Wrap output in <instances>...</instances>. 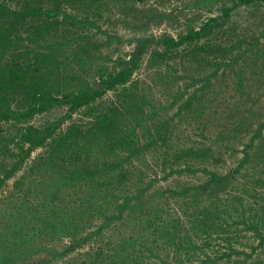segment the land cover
I'll return each instance as SVG.
<instances>
[{
	"label": "trees",
	"instance_id": "1",
	"mask_svg": "<svg viewBox=\"0 0 264 264\" xmlns=\"http://www.w3.org/2000/svg\"><path fill=\"white\" fill-rule=\"evenodd\" d=\"M72 1L0 0V190L17 189L0 205L16 210L0 218V264H264V27L207 41L256 0H216L220 16L142 36L92 75L100 7L78 0L76 17ZM152 44L166 105L133 79ZM81 108L87 120L64 128Z\"/></svg>",
	"mask_w": 264,
	"mask_h": 264
},
{
	"label": "rangeland",
	"instance_id": "2",
	"mask_svg": "<svg viewBox=\"0 0 264 264\" xmlns=\"http://www.w3.org/2000/svg\"><path fill=\"white\" fill-rule=\"evenodd\" d=\"M202 2V0H95L92 4H96L100 7V11L97 16L89 18L88 29H90L91 37L95 40L94 48L99 59L90 63L89 67H85L84 72L88 75H92L95 72V66L98 63H102L104 66L116 67L118 56H121L123 60H128L129 54L134 50L137 39L142 36H154L157 38L163 34H168L174 37H178L187 32L190 27L198 29L203 22L210 17L220 16L219 6L220 3L216 0L208 3ZM87 6V5H86ZM86 6L79 5L78 0H73L71 5L66 8L67 12L76 16L82 17ZM100 14V15H99ZM92 20V23H91ZM264 27V4L262 1L256 0L248 4H240L235 10L231 12L230 17L222 24L221 29H217L208 40H212L215 43L219 42V39L224 40L226 36L221 33L224 30L233 29V35L245 38L246 40L250 36L259 35ZM86 29V28H84ZM115 36V38L103 46L97 48L99 42H105L107 36ZM109 40V39H108ZM264 42V38L261 39ZM154 44L149 47L142 59L140 67L135 71L133 79H138L139 84L150 89L153 99L160 98L161 102L166 105L168 98L166 95L165 81L157 78V84L153 79V75H147L151 69L147 68V61L149 57L150 48H153ZM93 50V49H92ZM178 58L175 57V60ZM100 63V64H101ZM198 69V67H197ZM200 70H203V65L200 64ZM193 69L187 71L188 74H192ZM223 80L217 82L220 89L224 87ZM218 87V88H219ZM232 93V91L230 90ZM114 100V94L109 92L105 100ZM158 102V101H156ZM98 110V107H96ZM66 111L65 107L52 108L50 111L35 116L31 122L35 125L43 124L44 122L52 121L62 116ZM90 111H85L84 108L79 109L73 115L71 120H67L63 123V127L70 125V122L81 123L85 122L89 115H86ZM173 111H171L172 113ZM183 126V125H182ZM43 150L38 149L34 151L30 157V161L34 160ZM228 159V157H226ZM230 160V159H228ZM29 161V162H30ZM227 165H230L227 162ZM27 168L25 167L17 173L24 174ZM169 184H177L176 179H169ZM17 192L16 187L13 185V179L9 180L7 184L0 190V205H5L3 199H12V194ZM14 207V205H11ZM16 212L14 208L5 209L0 211V218L4 219ZM16 214V213H15ZM264 252H261V255Z\"/></svg>",
	"mask_w": 264,
	"mask_h": 264
}]
</instances>
